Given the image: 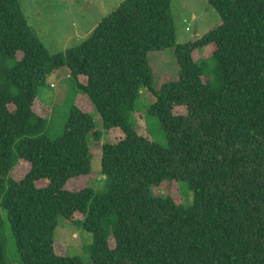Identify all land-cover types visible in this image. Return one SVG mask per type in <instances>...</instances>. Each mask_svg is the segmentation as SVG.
Masks as SVG:
<instances>
[{
	"label": "trees",
	"instance_id": "trees-1",
	"mask_svg": "<svg viewBox=\"0 0 264 264\" xmlns=\"http://www.w3.org/2000/svg\"><path fill=\"white\" fill-rule=\"evenodd\" d=\"M208 2L220 23L194 41L176 43L170 0H123L86 40L51 55L19 1L0 0V207L19 264H264V0ZM210 44L214 82L194 58ZM171 47L178 75L156 86L150 54ZM60 67L101 119L103 188L67 187L91 172L94 115L73 103L53 140L34 110ZM142 88L166 146L136 129ZM21 160L30 168L16 180ZM181 182L188 207L172 197ZM160 184L168 195L151 193ZM60 217L92 234L90 262L54 244ZM4 224L0 215V264H11Z\"/></svg>",
	"mask_w": 264,
	"mask_h": 264
},
{
	"label": "rangeland",
	"instance_id": "rangeland-1",
	"mask_svg": "<svg viewBox=\"0 0 264 264\" xmlns=\"http://www.w3.org/2000/svg\"><path fill=\"white\" fill-rule=\"evenodd\" d=\"M22 12L29 26L36 33L47 51L51 54L64 53L66 49L79 45L86 40L98 23L111 13L123 0H18ZM171 11L176 30V43L183 44L202 37L209 30L220 23V17L208 0H170ZM214 45H206L194 51V58L201 60L205 77L215 81L216 61L213 56ZM150 62L154 73V85H160L167 80L176 79L179 67L175 60V48L154 51L150 54ZM80 81H85L80 77ZM75 87L71 78L63 67L53 69L46 78V84L40 88L35 99L34 110L44 117H48V125L43 134L49 139H57L64 131L71 105L89 111L94 115V132L96 137L89 138L91 154V172L87 176L69 181V189H78L92 186L95 189L103 188L106 182L101 172V151L105 136L102 122L97 112L88 103L87 99ZM154 101L153 95L145 88L135 102V110L139 121L138 131L148 133L153 141L162 146L167 145L164 130L159 119L149 113ZM176 112H184L177 108ZM98 137V138H97ZM26 161H19L12 171L16 180L21 179L29 170ZM164 184L151 188L154 195H168L169 191ZM172 197L180 207H188L193 201V192L186 182L171 187ZM0 215L5 224L2 232L5 254L11 264H19V255L12 236L11 227L7 221L5 209L0 207ZM54 244L63 243L64 255L78 256L84 263L90 262V248L93 236L81 225L71 223L63 217L58 218L55 228ZM110 239V245L114 242Z\"/></svg>",
	"mask_w": 264,
	"mask_h": 264
}]
</instances>
